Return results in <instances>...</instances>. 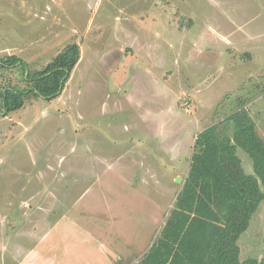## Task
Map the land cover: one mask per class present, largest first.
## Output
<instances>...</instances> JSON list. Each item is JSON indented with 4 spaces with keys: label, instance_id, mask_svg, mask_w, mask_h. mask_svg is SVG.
Masks as SVG:
<instances>
[{
    "label": "rangeland",
    "instance_id": "1",
    "mask_svg": "<svg viewBox=\"0 0 264 264\" xmlns=\"http://www.w3.org/2000/svg\"><path fill=\"white\" fill-rule=\"evenodd\" d=\"M168 1L0 0V60L17 55L34 72L70 44L81 52L58 97L25 93L24 106L6 115L0 94V263L9 264L16 243H31L19 231L29 195L41 199L34 204L56 196L58 216L111 165L154 194L161 189L164 223L200 132L218 124L232 136L254 121L264 137V66L244 82L248 69L233 78L207 65L195 51L202 45L188 47L180 1ZM207 4L188 0L185 9L206 15ZM25 69L0 67V92L28 88ZM237 154L252 173L249 154ZM239 243L243 259L264 257V200Z\"/></svg>",
    "mask_w": 264,
    "mask_h": 264
},
{
    "label": "crops",
    "instance_id": "2",
    "mask_svg": "<svg viewBox=\"0 0 264 264\" xmlns=\"http://www.w3.org/2000/svg\"><path fill=\"white\" fill-rule=\"evenodd\" d=\"M179 1L182 13L178 17L189 19L185 35L192 43L188 47L202 45L195 51L208 57L207 65L216 71L226 67L233 78L234 73L248 69L244 82L252 77L251 67L264 66V0H204L210 8L206 15L187 12L188 0ZM199 23L203 27L195 33ZM108 166L58 216L56 196L51 201L50 196L44 198L46 204H34L41 199L33 194L23 199L25 221L19 231L31 243L12 246L9 264H136L153 245L167 215L162 202L158 203L161 189L156 187L154 194L144 182L140 186ZM156 182L161 186V181ZM6 235L3 230L4 242Z\"/></svg>",
    "mask_w": 264,
    "mask_h": 264
},
{
    "label": "trees",
    "instance_id": "3",
    "mask_svg": "<svg viewBox=\"0 0 264 264\" xmlns=\"http://www.w3.org/2000/svg\"><path fill=\"white\" fill-rule=\"evenodd\" d=\"M80 47L70 44L41 70H26L24 59L10 55L0 67L20 65L28 88H2L4 114L24 106V94L45 99L60 95L80 60ZM238 148L252 159L246 173ZM264 200V137L254 121L236 128L232 136L213 124L195 141L190 170L173 208L151 248L136 264H264V257L241 258L239 239Z\"/></svg>",
    "mask_w": 264,
    "mask_h": 264
}]
</instances>
